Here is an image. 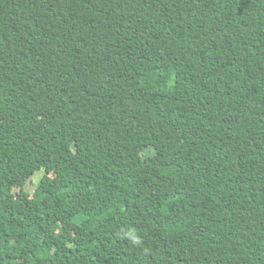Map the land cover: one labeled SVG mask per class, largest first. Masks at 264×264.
<instances>
[{"label":"trees","instance_id":"obj_1","mask_svg":"<svg viewBox=\"0 0 264 264\" xmlns=\"http://www.w3.org/2000/svg\"><path fill=\"white\" fill-rule=\"evenodd\" d=\"M0 264H264V0H0Z\"/></svg>","mask_w":264,"mask_h":264},{"label":"rangeland","instance_id":"obj_2","mask_svg":"<svg viewBox=\"0 0 264 264\" xmlns=\"http://www.w3.org/2000/svg\"><path fill=\"white\" fill-rule=\"evenodd\" d=\"M54 160H55V157L49 158L48 163H52L54 162ZM136 161H138L137 156L134 157V156L128 155L121 159L116 160V164L120 168H126L129 165L134 164ZM41 177H42V174H37L33 176V178H31V181L29 180L27 183L24 182L22 179H19L15 181V184L13 185L11 189L3 190L2 194L4 197L12 199V198H15L19 194L20 189L23 188L29 195L32 196L34 190L38 186V182Z\"/></svg>","mask_w":264,"mask_h":264}]
</instances>
